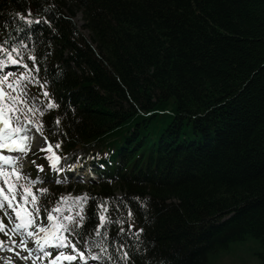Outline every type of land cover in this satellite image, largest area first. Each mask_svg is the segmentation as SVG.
I'll return each instance as SVG.
<instances>
[{"label":"trees","instance_id":"trees-1","mask_svg":"<svg viewBox=\"0 0 264 264\" xmlns=\"http://www.w3.org/2000/svg\"><path fill=\"white\" fill-rule=\"evenodd\" d=\"M29 8L50 23L29 28ZM7 43L29 64L12 80L65 162L86 153L110 176L44 192L61 205L57 230L81 224L64 231L77 248L97 264H209L250 236L264 264V0H0ZM37 63L44 103L26 80Z\"/></svg>","mask_w":264,"mask_h":264},{"label":"rangeland","instance_id":"rangeland-1","mask_svg":"<svg viewBox=\"0 0 264 264\" xmlns=\"http://www.w3.org/2000/svg\"><path fill=\"white\" fill-rule=\"evenodd\" d=\"M75 22L78 24L79 27L83 26V18L82 14L79 13L75 17ZM86 34H88V30H84ZM17 98L21 99L20 96H16ZM10 103V101L6 98L3 101L4 105H7ZM28 106V105H27ZM30 121L31 123H28ZM17 123H15V126ZM21 127L26 128V131L15 134V137H18L23 142V147H25V151L23 153L18 154V160L13 163L11 166L2 165L0 166V186L3 187L5 191L4 196H0V211L3 213L5 211L8 212L7 207V197H13L14 199V206L13 209L16 213V210H20L21 217L16 218L15 223L10 222L11 227L16 232L17 238L16 241L24 240L27 243V248H21L19 244L17 243L15 247V254L12 257L13 250L10 246V244H7V249L10 250L9 253H3L0 249V264H48V261H43L41 259V256H44L43 254H37L38 253V246L35 244V237H29L27 235V232L30 231V229L36 225L37 217H45L44 215H34V210L28 205V202L32 204L31 198L33 195H36L37 193H40L43 189V186L45 185L44 176L37 175L34 173V168L31 167L32 165V159L31 154L34 153V150L38 151L40 149L48 148V141L45 140V137L40 132L39 128L32 122V120L28 119L25 121V123L19 124ZM14 126V127H15ZM6 135V134H5ZM1 142V140H0ZM55 154V151H50L49 155L52 157ZM59 166V165H58ZM87 166V169H85ZM3 173L9 174V179L13 185V188L9 190L8 186L4 182V176ZM19 173L20 175H16ZM64 178H71V181H73L75 178L77 180H90L91 178H95L98 180V176L94 173L93 166L90 165V162H87L86 164L78 165L75 169L74 176H64ZM34 181H38L35 182ZM23 183L22 186H18V183ZM66 183V182H65ZM81 183H84L83 181ZM67 184V183H66ZM29 189V193L25 194L24 189ZM27 195V201L23 199V197ZM41 202H45V205L47 206L46 209L48 210V214L51 213L52 217L54 218L57 213L56 207H51L53 205L52 202L46 203L44 200V196L41 195ZM18 201V205H16V202ZM20 206V207H19ZM19 207V209H18ZM2 213L0 212V218ZM31 217V219H29ZM48 218V215L46 216ZM22 224H28L29 227L26 229L19 228L18 225ZM45 228V227H43ZM47 229V228H45ZM47 232V231H46ZM44 233H38L39 235H44ZM9 237H6L8 239ZM57 241L55 240H49V245L55 244ZM41 244L43 245V240L41 241ZM31 251H28V250ZM88 248L83 249L82 251H87ZM262 252V246L260 241L257 238L254 237H248L243 241H238L231 243L228 248L224 250H220L215 253H211L209 255V264H261L259 254ZM54 257L57 254H54V251L51 252ZM46 258V257H45ZM93 259V257H91ZM90 257L85 256L83 260H79L81 264H87ZM98 260V258L96 259Z\"/></svg>","mask_w":264,"mask_h":264},{"label":"snow or ice","instance_id":"snow-or-ice-1","mask_svg":"<svg viewBox=\"0 0 264 264\" xmlns=\"http://www.w3.org/2000/svg\"><path fill=\"white\" fill-rule=\"evenodd\" d=\"M32 13H33V9L29 8L27 10V14L23 15V14H18L20 20L24 21L29 28H31L33 25L35 24H39L42 22H47L50 23V21H46V19L40 17V16H36L35 18H32ZM21 29H17V31H20ZM26 47V46H25ZM0 52L3 53L4 56L7 57V64H10L12 66H19L23 60V57L20 56L19 52L17 51V49L15 47H4L3 45H0ZM15 54V56H14ZM28 59L30 61H35L36 57L35 56H30L28 57ZM0 67H7V65L5 63H3L2 61H0ZM23 67L25 69L29 68V64L28 63H24ZM39 71H40V66L37 63L35 68H34V76H29L26 78V80H34L35 84L38 85L41 88V93L40 96L43 98L42 100L40 98H36L38 102L40 103H44V101H47L50 93L46 90L45 85L43 84V82L39 79ZM11 76V73H6L4 79L7 80L8 77ZM16 84L15 83H9L8 87L9 88H16ZM6 94L4 93L3 89L0 88V122L3 123L4 128L0 129V140H5L4 143H0V148H10L11 147V143H15V134L21 133L26 131V128L21 127L19 124H17L15 127L12 124L11 121V115L13 113L16 114L17 119H20V110L18 105L23 104L24 100L19 99L15 96H7V99L10 101V103H8L7 105L3 104V101L5 99ZM47 106L51 109V108H55L58 105L55 102H51L49 101L47 103ZM27 119V117H25V120ZM28 123H31L30 121H28ZM56 123H59V120L56 121ZM6 134V135H5ZM56 147H59V144L56 145ZM26 149L24 148H20L18 149L19 152L23 153ZM48 151H51V144L48 145ZM41 151H43V149H41ZM0 159H3L5 161L11 160V157L8 156H3L0 157ZM48 160L53 161V157L49 156L47 157ZM56 161L59 160V157L55 158ZM38 170H42L43 166H37ZM50 167L55 170V171H59V169L57 168V163L56 162H52ZM17 176L20 175L19 173L16 174ZM4 176V182L5 184L8 186L9 190H11L13 188V185L9 179V174L8 173H3ZM38 182V181H34ZM43 191V190H40ZM3 189H0V194H2ZM25 194L29 193V189L25 188L24 189ZM23 199L25 200V202L27 201V195H25L23 197ZM78 201H83L85 198L84 197H77L76 198ZM14 204V199L13 197H7V207L8 208H12ZM0 206H2V204H0ZM101 208H103L104 206L101 205ZM131 213H129L130 215ZM16 216L17 218L21 217V212L20 210H16ZM29 219H31V217H29ZM48 219L52 220L53 217L51 215V213L48 214ZM70 221V224L67 227H62L63 231H68L69 235H71L76 228L81 227V224L78 223L74 218L72 217H68L67 218ZM80 219H83V216L80 217ZM99 220L101 222V225L104 224L106 217L104 215L103 212H101V214L99 215ZM3 220L0 219V230H3ZM19 228L22 229H26L29 227L28 224H22V225H18ZM57 226H54L53 230H56ZM133 227H135V225H133ZM47 229L43 228V227H38V232L39 233H44L46 232ZM97 231H99V226ZM123 231V229L121 230ZM138 231L142 232V229H139ZM38 232L36 231H28L27 235L29 237H35V244L38 246V255L39 254H43L45 257L50 256L52 251H56L57 255L53 258H51L50 260H48V264H60V262L63 261H68V262H72V261H77L78 257L80 260H83L85 257V252L84 251H80L79 249H77L76 244L75 243H71L68 241V237L67 236H63L60 234H57L55 236H41L38 234ZM51 238V240H55L57 241V243L55 244H51L49 245V239ZM43 240V245L41 244V241ZM17 243L19 244V246L21 248L26 249L27 248V243L24 240H20L19 242L16 240H11L10 241V246L13 250V252H15V247L17 245ZM0 244H2V242H0ZM64 248H68L70 249V253L71 254H65L63 251H60L61 249ZM125 248L124 242L120 241L119 245H118V251H123V249ZM31 251V250H29ZM102 252L105 253V255L108 256L109 260H112V256L108 253L107 248H102L101 249ZM78 254V255H77ZM128 257V253L126 251H123V257L122 259H127ZM98 258V256H93V261H95ZM113 264H116V262L114 261Z\"/></svg>","mask_w":264,"mask_h":264},{"label":"bare ground","instance_id":"bare-ground-1","mask_svg":"<svg viewBox=\"0 0 264 264\" xmlns=\"http://www.w3.org/2000/svg\"><path fill=\"white\" fill-rule=\"evenodd\" d=\"M248 237H250V236H248ZM229 247V246H228Z\"/></svg>","mask_w":264,"mask_h":264}]
</instances>
